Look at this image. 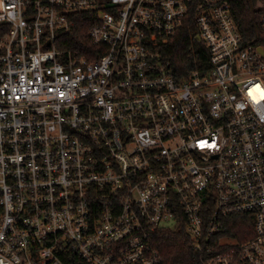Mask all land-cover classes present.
<instances>
[{
    "label": "built area",
    "instance_id": "built-area-1",
    "mask_svg": "<svg viewBox=\"0 0 264 264\" xmlns=\"http://www.w3.org/2000/svg\"><path fill=\"white\" fill-rule=\"evenodd\" d=\"M187 27L210 66L180 73ZM259 37L229 0H0V264H168L161 228L195 264H264Z\"/></svg>",
    "mask_w": 264,
    "mask_h": 264
},
{
    "label": "trees",
    "instance_id": "trees-1",
    "mask_svg": "<svg viewBox=\"0 0 264 264\" xmlns=\"http://www.w3.org/2000/svg\"><path fill=\"white\" fill-rule=\"evenodd\" d=\"M229 1L234 19L245 40L249 42L260 40L259 36L264 32L261 24V16L264 13V0ZM75 19L76 25L73 28L72 34L76 36V40L70 41V47L74 44L81 45L82 47L85 45L88 47L95 46L88 35L93 22L88 20V17L84 13L75 14ZM191 34V27L184 28L178 35L173 36L165 52L166 56L172 60L173 65L180 73L204 66L208 68L210 66L208 48L196 36L191 37ZM80 53L88 54L85 49H81ZM88 56L91 59L97 57L89 54ZM233 220L240 229L248 227L250 235L254 234L252 219L250 220L245 215H239L234 217ZM231 233L239 235L237 231ZM155 244L168 264H195L198 261V253L192 247L185 229H158L155 232Z\"/></svg>",
    "mask_w": 264,
    "mask_h": 264
}]
</instances>
